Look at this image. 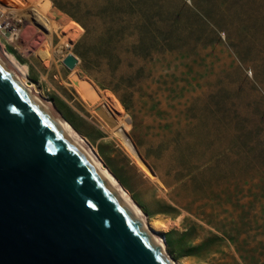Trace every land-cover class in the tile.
<instances>
[{
    "label": "rangeland",
    "instance_id": "rangeland-1",
    "mask_svg": "<svg viewBox=\"0 0 264 264\" xmlns=\"http://www.w3.org/2000/svg\"><path fill=\"white\" fill-rule=\"evenodd\" d=\"M9 10L40 47L10 40ZM1 20L177 264H264V0H0Z\"/></svg>",
    "mask_w": 264,
    "mask_h": 264
},
{
    "label": "water",
    "instance_id": "water-1",
    "mask_svg": "<svg viewBox=\"0 0 264 264\" xmlns=\"http://www.w3.org/2000/svg\"><path fill=\"white\" fill-rule=\"evenodd\" d=\"M103 105L96 110L113 120ZM0 264H176L141 207L1 44Z\"/></svg>",
    "mask_w": 264,
    "mask_h": 264
},
{
    "label": "bare ground",
    "instance_id": "bare-ground-1",
    "mask_svg": "<svg viewBox=\"0 0 264 264\" xmlns=\"http://www.w3.org/2000/svg\"><path fill=\"white\" fill-rule=\"evenodd\" d=\"M15 10V9H12ZM12 10H9V12L7 13L8 15V19L14 24V30H8L9 32L6 33L7 36L10 38L11 41H13L14 43L17 44V46L19 45L21 48L25 49L24 51H26V49H33L32 51H34L35 49H37L38 47H40V45L43 43V36H35V32L33 31V28L29 25H24V20L20 15L14 16V11L12 12ZM16 14V13H15ZM10 23V22H9ZM11 23V24H12ZM4 27V29H8L7 26L3 25L2 28ZM4 31V30H3ZM2 31V32H3ZM19 47V48H20ZM26 53V52H25ZM11 57V56H10ZM12 59V58H11ZM12 62L17 66L18 69L21 70V68L17 65V63L12 59ZM36 84V83H35ZM39 91V90H38ZM40 92V91H39ZM48 99V98H47ZM49 100V99H48ZM52 105L57 109V107L55 106V104L49 100ZM76 130V129H75ZM77 131V130H76ZM78 135L86 142V140L84 139V137L77 131ZM87 143V142H86ZM87 145L91 148V146L87 143ZM91 150L93 151V149L91 148ZM94 152V151H93ZM95 153V152H94ZM96 154V153H95ZM134 154L138 157L139 159V164L145 169L146 173H150V168L149 166L145 163V161L143 160V158L140 156L139 152H134ZM97 156V154H96ZM100 160L101 158L99 156H97ZM101 162L105 165V163L101 160ZM105 167L108 169V171L111 173V175L113 176L114 180L118 183V185L127 193V190H125V188L122 186V184L119 182V180H117V178L113 175V173L109 170V168L105 165ZM152 173V172H151ZM130 195V194H129ZM131 196V195H130ZM132 197V196H131ZM133 198V197H132ZM137 203V202H136ZM138 204V203H137ZM139 205V204H138ZM142 209V208H141ZM143 210V209H142ZM144 218L146 220V222L151 226L152 229H154L158 234V223L156 222H151L146 214L144 213ZM157 225V226H156ZM162 238V243H163V247L166 249V241L163 238L162 235H160ZM231 242V241H230ZM232 244V243H231ZM233 245V244H232ZM177 264V262H176ZM179 264V263H178Z\"/></svg>",
    "mask_w": 264,
    "mask_h": 264
},
{
    "label": "built area",
    "instance_id": "built-area-1",
    "mask_svg": "<svg viewBox=\"0 0 264 264\" xmlns=\"http://www.w3.org/2000/svg\"><path fill=\"white\" fill-rule=\"evenodd\" d=\"M3 25L5 26V25H7V23H3V20H1V22H0V29H3L4 28V27L2 28Z\"/></svg>",
    "mask_w": 264,
    "mask_h": 264
}]
</instances>
